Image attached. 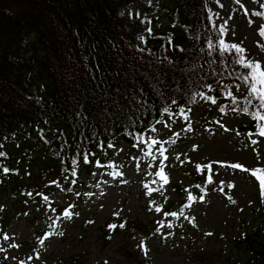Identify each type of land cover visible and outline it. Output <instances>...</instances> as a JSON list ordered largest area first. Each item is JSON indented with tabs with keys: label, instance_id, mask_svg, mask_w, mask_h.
Returning a JSON list of instances; mask_svg holds the SVG:
<instances>
[{
	"label": "trees",
	"instance_id": "obj_1",
	"mask_svg": "<svg viewBox=\"0 0 264 264\" xmlns=\"http://www.w3.org/2000/svg\"><path fill=\"white\" fill-rule=\"evenodd\" d=\"M167 1L163 10L171 27L155 30L152 0H0V202L15 198L12 212L27 210L32 198L48 197L52 186L78 184L96 170L110 172L113 148L119 142L141 147H133L136 137L163 119L165 107H176L172 99L186 110L193 104L189 97L206 92V84L236 80L246 88L236 79L246 69L232 56L216 59L219 53L208 50V39L219 45L220 30L210 0ZM136 5L140 16L130 18ZM246 96L251 105L228 98L227 107L255 112L259 101ZM247 116L245 130L257 135L260 122ZM84 154L90 163H83ZM4 168L11 171L4 174ZM255 204L264 216L261 189ZM112 224L148 232L118 217L103 229ZM103 234L107 241L113 236ZM232 242L249 251L253 264H264L262 229Z\"/></svg>",
	"mask_w": 264,
	"mask_h": 264
},
{
	"label": "rangeland",
	"instance_id": "obj_2",
	"mask_svg": "<svg viewBox=\"0 0 264 264\" xmlns=\"http://www.w3.org/2000/svg\"><path fill=\"white\" fill-rule=\"evenodd\" d=\"M152 2V10H156L152 28H170L171 22L163 10L168 1ZM210 3L215 26L226 33L225 42L239 43L247 50L246 57L260 60L264 66V41L257 30V24L264 27V21L253 15L264 13V0ZM141 11L140 5L129 9L133 14ZM236 83L222 81L220 88L211 93L226 114L210 101L199 99L185 110L188 120L173 116L168 121L164 116L161 121L169 125L167 129L156 123L145 131L143 139L150 143L155 138L160 141L158 145L142 144L131 150L119 142L113 148L114 167L110 172L96 170L83 176L78 184L52 186L47 199L32 198L27 210H16V214L9 207L15 198L7 204L1 201L0 228L3 224L7 227L0 239V264H253L249 251L238 249L232 241L237 235L253 234L256 229L264 232V216L255 204L259 181L250 171L221 167L232 162L253 170L264 166V143H252L264 138L245 130L251 122L249 116L227 107L229 90L240 99L247 95L245 87H240L243 95L236 92ZM221 124L229 130H223ZM152 128L157 131H151ZM197 164H212L214 181L219 174L224 183L213 186L204 182V174L195 170ZM161 168L168 176L167 184L157 175ZM208 171L204 169V173ZM117 172H123V176L117 177ZM144 185L153 189L152 196ZM189 192L194 201L187 200ZM200 196H204L203 202ZM69 205H74L72 211L79 214L71 220L63 215ZM157 207L162 211L156 212ZM172 212L179 218L167 215ZM185 216L189 220L194 216L196 227ZM116 217L143 225L148 232L134 228L103 229ZM103 232L113 235L109 241ZM42 239L44 244L40 243Z\"/></svg>",
	"mask_w": 264,
	"mask_h": 264
},
{
	"label": "snow or ice",
	"instance_id": "obj_3",
	"mask_svg": "<svg viewBox=\"0 0 264 264\" xmlns=\"http://www.w3.org/2000/svg\"><path fill=\"white\" fill-rule=\"evenodd\" d=\"M217 2H219V0H217ZM237 2L239 3V0H237ZM223 5H221L222 7ZM243 7V5H241ZM261 7H264V4H261ZM121 15H123V13H121ZM253 15L256 16H260L262 18H264V13H260V12H256L253 13ZM140 14L136 13L135 14V18H139ZM129 17L133 18V14L129 13ZM141 23H145V21L141 20ZM148 32H151V29H146ZM257 30L259 32V35L264 37V27H261L259 24H257ZM225 31L224 29H220L217 32V39L219 40V45L218 46H214L213 42L211 39H208L207 44H208V50L210 52L212 51H216L219 53V55L216 57V59H219L220 57L224 56L225 54H228L229 56H232L233 61L236 65H238L239 67L246 69V73L236 77V79L238 80H242L246 86V92L248 93V96H252L254 98H256L259 101L257 110L255 112H251L250 109L248 107H245L243 109H241L240 111H242L245 115H251L253 116L254 120L259 121L260 123H257L255 125V127L259 128V132L257 133V135L259 137L264 138V66H262V62L260 60H254L251 57H246L245 53H246V49L241 46L239 43L236 42H232V43H226L225 40L222 38L225 35ZM138 39H140L143 42L144 41V37L140 36L138 37ZM180 51H184V49H180ZM234 53V55H233ZM169 64L174 63L172 60H168ZM202 67V66H200ZM220 82L217 81L216 82V88L213 89L211 84H206L204 85V87L207 88V92H201L199 90H197L194 94H192L189 98L191 100V102L193 104L197 103V97H199L201 100L204 101H210L212 105H216L219 112L221 113H225V108L224 107H220L217 103V99L211 95V93L215 92L216 90H218L220 88ZM235 90L237 93L243 95V93H240V85L237 84L235 85ZM161 95H163V93H161ZM228 98H230L233 102H236L237 100V96L233 95L232 91H228ZM247 103L249 105H251V100L247 98V96L245 97ZM139 104H142V101L138 102ZM171 103L173 105L176 106V109H178V111L174 110V109H169L167 107H165L163 109L165 117L168 121H171L173 116H177V117H183L185 120H188L189 117L185 112V108L183 106L180 105L179 101L177 99H172ZM189 112L191 111V109L188 110ZM233 111H237V109H233ZM158 124L161 125L162 128L167 129L169 127V125L167 123H165L164 121H157ZM220 127L225 130L228 131L229 128L225 126V124H221ZM188 130H191V125H189ZM151 131L155 132L157 131L156 128H152ZM176 135H179V133H176ZM43 138V137H42ZM136 139L138 140V144L137 145H133V147H137L139 146V144H147L149 147H151L152 145H158L160 143L159 140L153 138L150 143L146 140H144L142 137H136ZM47 143V141H45ZM253 144H258V143H264V140L261 141H256L253 140L252 141ZM113 145L112 144H108V147L111 148ZM122 150V149H121ZM164 151H167L166 149ZM150 154V153H149ZM5 154L0 152V156H4ZM161 155H163V152L161 153ZM257 155H261L260 153H257ZM178 158V157H177ZM83 163L88 164L90 163L89 161V156L87 154H84L83 157ZM164 159L167 160L168 157L164 156ZM77 162L75 160H73V164H76ZM97 164V166H101L99 161L95 162ZM109 167H114V165H109ZM213 165L212 164H197L195 170L201 171L202 174H204V182L208 183L209 185H215V183H220L223 184L224 181L219 179V174H217V180L214 181L213 179V175L211 173V169H212ZM221 167H228L231 169H240L242 171L245 172H251V175L253 177H255V179L257 181H259V187L261 189L262 192H264V166L261 167H257L254 170L253 169H249L248 167L244 166L241 163L238 162H232L230 164L227 165H221ZM207 168L209 171L207 173H204V169ZM11 170L8 168H4L3 169V173L4 174H8ZM75 174V173H73ZM109 175H111V173H109ZM157 175L159 176V179L161 181H163L164 184H167L169 182L168 176L165 174L163 168L160 169V171L157 173ZM117 177L123 176V172H117L116 173ZM55 183V182H53ZM230 187H234V184H230ZM145 188H148V195L152 196L153 193V189L149 188L148 185H144ZM197 187L199 188L200 185H197ZM221 192L224 191L223 187H221L219 189ZM206 194V193H205ZM29 195H31V193H29ZM45 199H47V197H45ZM229 200L232 201V203H235V200H232V197H228ZM187 200L189 201H194V197L192 196L191 192L188 193L187 195ZM200 202L204 201V196H200L199 197ZM154 202V200H153ZM74 205H69L67 209H65L63 211V215L64 217H66L68 220H71L73 218L74 215H79L78 213H74L72 211V209L74 208ZM190 207V205L188 206ZM156 212H161L162 210L157 207L155 209ZM167 215H171V216H177L178 214L176 212H172V213H167ZM180 216H183V212L179 213ZM179 218V217H178ZM184 219L189 220V217L185 216ZM195 217L193 216L190 220L189 223L192 224L193 227H196L195 224ZM157 222L160 224L161 227H163V223H161V221L157 220ZM91 223V221H90ZM117 226L112 224L109 225V228H116ZM119 227L123 228L124 225L121 224L119 225ZM169 228L172 227L171 224L168 225ZM59 235L63 236V232H60ZM207 235H211V233H207ZM5 239H8V237L6 236ZM45 239H47V237H45ZM41 244H44V239H42L40 241ZM31 259V257H30ZM36 259L39 260L40 257L37 255ZM21 264H23V262H21ZM105 264H107V262H105Z\"/></svg>",
	"mask_w": 264,
	"mask_h": 264
}]
</instances>
